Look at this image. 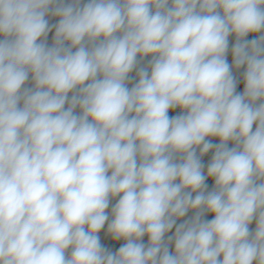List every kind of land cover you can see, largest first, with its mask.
<instances>
[{
	"label": "clouds",
	"instance_id": "clouds-1",
	"mask_svg": "<svg viewBox=\"0 0 264 264\" xmlns=\"http://www.w3.org/2000/svg\"><path fill=\"white\" fill-rule=\"evenodd\" d=\"M0 264H264V0H0Z\"/></svg>",
	"mask_w": 264,
	"mask_h": 264
},
{
	"label": "crops",
	"instance_id": "crops-1",
	"mask_svg": "<svg viewBox=\"0 0 264 264\" xmlns=\"http://www.w3.org/2000/svg\"><path fill=\"white\" fill-rule=\"evenodd\" d=\"M249 39H251V38H254V35H252V34H250V36L248 37ZM231 39V38H230ZM228 60H229V62H231V55L229 54V56H228ZM242 84H240L239 86H238V91H242ZM179 110H177V111H175V112H173L174 113V115L176 114V112H178ZM172 113V112H171ZM171 113H170V115H171ZM252 227H254V224H253V226Z\"/></svg>",
	"mask_w": 264,
	"mask_h": 264
},
{
	"label": "rangeland",
	"instance_id": "rangeland-1",
	"mask_svg": "<svg viewBox=\"0 0 264 264\" xmlns=\"http://www.w3.org/2000/svg\"><path fill=\"white\" fill-rule=\"evenodd\" d=\"M177 110H178V109H177ZM177 110H176V111H177ZM171 115H174L173 111H172ZM209 218H211V217H209Z\"/></svg>",
	"mask_w": 264,
	"mask_h": 264
},
{
	"label": "trees",
	"instance_id": "trees-1",
	"mask_svg": "<svg viewBox=\"0 0 264 264\" xmlns=\"http://www.w3.org/2000/svg\"><path fill=\"white\" fill-rule=\"evenodd\" d=\"M171 112H172V111H170V113H171ZM170 113H169V114H170ZM205 159L207 160V158H205ZM114 202H115V201H113V203H114Z\"/></svg>",
	"mask_w": 264,
	"mask_h": 264
}]
</instances>
